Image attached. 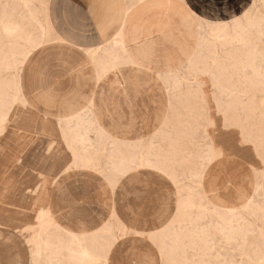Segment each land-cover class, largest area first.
<instances>
[{"label": "crops", "instance_id": "crops-1", "mask_svg": "<svg viewBox=\"0 0 264 264\" xmlns=\"http://www.w3.org/2000/svg\"><path fill=\"white\" fill-rule=\"evenodd\" d=\"M251 1L52 0L50 24L58 38L33 48L24 60L19 98L0 131V165L23 167L12 184L8 176L7 197L34 199L30 209H23V223L32 208L37 209L33 218L50 209L56 222L67 221L71 224L65 227L75 231L93 232L115 217V228L126 232L113 243L121 253L116 264H161L146 248L145 234L161 231L174 216L178 193L173 180L156 169L140 168L112 184L107 170L102 174L76 166L60 120L89 110L111 137L146 141L169 113L170 97L159 74L183 63L182 45L192 44L193 19H228ZM119 31L135 63L122 57L112 68V42ZM95 50L97 60L89 54ZM89 134L94 138L96 131ZM224 139L216 141L228 157L214 158L206 167L202 191L207 199L237 206L242 195L252 193L257 173L242 177L235 137L228 144ZM47 197L49 206L44 205ZM14 213L8 209V225L17 226ZM15 243L13 230H0V264L4 257L6 264H21Z\"/></svg>", "mask_w": 264, "mask_h": 264}, {"label": "rangeland", "instance_id": "rangeland-1", "mask_svg": "<svg viewBox=\"0 0 264 264\" xmlns=\"http://www.w3.org/2000/svg\"><path fill=\"white\" fill-rule=\"evenodd\" d=\"M29 1L28 9L20 2H17V0H0V7H14L17 18H21L27 11L36 8L34 17L31 20L24 21L25 29L31 31L35 36H39L42 33L40 26L43 25L44 40L41 39L43 42L48 39L52 41L58 38L56 37L54 28L50 24L52 8L50 4L52 0ZM244 10L252 14L254 19L259 22V26L252 30L251 36L252 41H255V46L264 53V34L260 33L264 30V0H252L248 6L243 7L240 13H235L224 20H228L229 24H232L231 17L244 13ZM205 24L206 21L203 17L193 19L192 25L194 26V30L192 32V41L197 40V38V41H199L201 36L210 31L209 27ZM50 26L54 30L53 36L51 35L52 30ZM228 30L230 31L231 29L229 28ZM223 35L222 32H219V35L209 37L220 47L219 53H216L215 49L211 51L205 49L200 54L197 64H195V71H209L210 75L202 73L194 78L182 73L184 78H178L174 74V70L159 74L164 83H168L174 79L177 83L172 86L165 85L170 97L169 113L162 116L159 130L152 137L147 138L144 142V148L141 147L139 149L142 154H145L151 160L154 167L147 164L139 165L134 163V161L138 160L137 157H140L137 154L136 148L137 144L140 145L138 141L113 140L115 145L110 146H115V148L110 147V150H106L107 152L96 163L82 165L80 162H76L73 157L76 166L93 168L102 174H105V170H107V178L112 184L120 176L143 167L163 172L173 180L178 193L177 209L174 216L169 218L161 227V231L147 232L145 234L146 241H148L146 248L160 257L162 260L161 264H207L208 262L211 264H264V165L261 156L257 155L254 150L255 146L258 145V141L264 138V121L261 118L259 110L254 109L255 111H252L251 103L253 101L251 100V95L253 93L247 90L249 86L243 82V77L248 80L252 78V69L248 67L239 69L236 70L239 72L237 73L234 67L236 65H240L241 67L243 63L236 64L231 58H226L230 57L231 52L229 54L225 49L231 50L235 48L236 50L239 47L238 50L247 52L250 47L243 46L240 43H235L234 45L226 43L222 50L221 46L226 40L225 37L223 38ZM1 41L5 42V45L11 44L8 42V39H2ZM12 43L13 45L23 47L21 40L20 42L16 41ZM112 48L121 51L120 43L117 45L114 43ZM187 48H189V44L182 45V50H187ZM181 54L184 61L178 67H182L184 72L186 70L183 66L188 65L189 62L185 59L187 54L185 53L184 55L183 52ZM123 57L127 62L135 63L129 53L124 54ZM218 59L221 61L217 65L216 61ZM259 62L264 66V61L259 60ZM18 67L7 70L1 69L0 74L11 78L16 70H19L20 73L22 64ZM208 67L211 69H207ZM222 73L226 77L216 76ZM168 74H171V76ZM224 79V85L228 87L240 81L238 88L241 91L237 94L235 93L234 96L232 94L229 95V91L221 93L217 83L223 82ZM201 80L205 81V84ZM212 80L215 83L214 85ZM256 95L260 97L261 93L257 92ZM228 134L231 136L229 140H227L228 137H225ZM232 136L235 137L234 147H239L240 150V159L236 156L235 163H238L241 168L242 177L248 178L251 176V173H257L255 175L257 181L250 194L253 199V208L251 212L246 213L254 225V231L250 232L247 243L240 241L237 244H230L225 235L217 230H214L217 233L214 242L204 238V240L200 241L197 239L195 243L192 230L199 229V227L206 225L209 221L212 222V228H215L217 226L216 221L211 216L220 212L213 209V204L209 199L203 193H200V189L202 191L203 173L214 158L228 157L225 154L226 151H223L225 148L219 149L222 146L217 143V137L221 141L222 138H225V143L228 144L229 141L232 143ZM237 137L240 139V142L237 140ZM245 137L250 138L245 140ZM107 140L108 142L102 141L99 145L103 147L106 144H110L112 137L110 136ZM262 145L263 149L261 151L264 152V141ZM212 147L215 148L217 155L211 160L209 158ZM236 150L238 152V149ZM113 153L114 157L110 159L109 155ZM128 154L131 156V159L129 157L125 158ZM119 161H129L126 163L128 167L127 172H120V163L115 167L118 168L117 171L111 168L113 167L112 162ZM17 168L14 170L12 166L0 165V180H3L0 183V230L7 232L13 230L16 235L15 248L18 252V257H20L21 264H49L50 260L53 259H60L59 262L61 264H79L78 258L81 255L85 256L84 252L77 251L74 245L71 244V242L78 239L69 238L67 234H64V230H66V228H63L65 227L64 224L71 223L67 221L64 223L60 220L59 224L54 220V211L52 212L50 209L41 210L40 219H38L40 212L37 218H33L35 210H37L36 208H32V212H30V215L28 214L30 217L28 218L27 216L25 224L23 223V209H30V206H33L34 199L28 197L24 199L7 197L8 176L11 179L10 184H12L13 176H16L17 173H23L22 166ZM256 187L257 190H254ZM45 201L44 205L49 206L48 197ZM34 206L36 205L34 204ZM8 209H15L14 215L17 226L7 224ZM60 212L61 214L63 213L62 210ZM113 218L107 221V226L102 223L100 228L93 231L94 233L99 232L101 237L100 242L105 243L106 250L108 246H111V248L105 254L107 256L106 261L101 259L92 264H116L120 260V249L119 247L114 249L112 244L117 241L119 235L124 236L126 232L115 228L116 219L115 217ZM189 221L191 222L190 224ZM220 223L223 224L222 221ZM105 226L109 227L110 230L109 228L106 231L102 230ZM57 234H60V237L56 236ZM176 235H179V240L176 239ZM53 241L55 243L51 244ZM3 254L4 250H1L0 255L2 256ZM231 260L233 263L230 262ZM3 264H6L5 257ZM81 264H85V262Z\"/></svg>", "mask_w": 264, "mask_h": 264}, {"label": "bare ground", "instance_id": "bare-ground-1", "mask_svg": "<svg viewBox=\"0 0 264 264\" xmlns=\"http://www.w3.org/2000/svg\"><path fill=\"white\" fill-rule=\"evenodd\" d=\"M17 2H20L22 5L25 6V8L28 9V4L30 2L29 0H17ZM35 9L36 8H32L31 10L27 11V13L23 14L21 18H17L14 7H10V8L6 6L0 7V72L1 69L2 70L15 69L19 65L23 64L29 52L43 42L44 40L43 25L40 26L42 33L39 36H35L31 31H27L24 27V21L31 20L34 17ZM205 17H203L204 20L206 21L205 25L209 27L210 31H208L207 34L201 36L199 41H197L198 38L197 40L192 41V44L191 45L189 44V48H187L188 51L187 50L181 51L183 52L184 55L185 53L187 54L185 59L186 61L189 62V64L183 66V68H185L186 71L183 72L182 67H178L176 70H174L175 72L174 74L178 76V78H184L182 76V73L193 76L194 78L202 73L206 75L207 74L210 75L211 73L209 71H199V72L195 71L194 70L196 67L195 64H197L200 54L203 51H205V49L208 51L215 49L216 53H219L220 47H218L215 41L209 39L210 36L219 35V32H222L224 34L223 38L224 37L226 38L225 42L221 46L222 50L224 49L223 47H225L226 43L229 45L240 43L243 46L246 47L249 46L250 48L247 52H245L244 50L243 51L238 50L239 47L236 48V50L235 48L231 50L225 49V51L226 52L228 51L229 54L231 52L230 57H226V58H231L232 60H234L236 64L243 63L241 67L240 65H236L234 67L235 72L237 73L239 72L236 70L239 69H243L247 67L252 69L253 72L252 78L248 80L247 78L243 77L244 80L243 82L248 84L249 87L247 88V90L253 93L251 95L252 96L251 100L253 101V103H251L252 111L259 110L261 118L264 121V66L259 62V60L264 61V53H262L260 49L255 46V41L254 42L252 41L253 39L251 36L252 30L255 27L259 26V22L256 19H254L252 14H249L248 11L245 10L244 13L231 17L230 20L232 21V24H229L228 20H223V19L210 20ZM229 28L231 29L230 31L228 30ZM260 33L264 34V30H262ZM2 39H8L9 40L8 42L11 44L5 45L4 44L5 42L1 41ZM20 40L23 43V47L18 45L17 46L13 45L12 42H16V41L20 42ZM114 43H116V45L120 43L121 51L123 53L128 54L121 31H119L117 33V37L113 39L112 45ZM111 51H112L111 57L113 59V65H112L113 68L117 65L115 63L120 62V59H122L123 55H119L116 49L114 50L112 48ZM98 52L99 50L89 51V54L91 55L92 58L97 60L100 57L98 55ZM108 52L110 53V51ZM123 60L126 59L123 57ZM220 61L221 60L218 59L216 61V64L218 65ZM207 69H211V68L208 67ZM19 75H20L19 70H16L11 78H8L0 74V131L6 125L9 108L19 98V94H20ZM168 75L171 76V74ZM216 76L217 77L220 76L222 78L226 77L224 73ZM174 80L165 83V85L172 86L173 84L177 83ZM201 81L203 82V84H205V81L203 80ZM237 82L239 83L240 81ZM212 83L213 85L215 84L213 80ZM224 83H225V79L223 80V82L217 83L218 89L221 93L225 91H229L230 93L229 95L232 94L234 96L235 93L237 94L239 93V91H241L240 88H238L239 87L238 83L231 85V87L225 86ZM257 92L261 93L260 97L256 95ZM60 123L64 131V137L68 142V145L71 149L75 161L78 163L80 162L82 165L98 162L100 160V157H102V155L105 152L110 150V147L112 145H115L114 141L118 140L115 139V137H112L110 144H106L103 147L99 145V143L102 141L108 142L107 138H110V136H108L103 129L98 127V123L96 119L92 117V112L89 110L85 111L84 113H79L72 117L61 119ZM91 131H96V135L94 136V138L91 137L89 134ZM249 138L250 137H245V140ZM263 141L264 138H261V140L258 141V145L255 146V150L264 158V152L261 151V149H263V145H262ZM144 142L145 141H143L141 138L138 139V143H140V145L137 144L136 148H137V154H139L140 157H137L138 160L134 161V163L139 165L147 164L148 166L154 167L151 160L145 154H142V152L139 151L141 147L144 148V144H145ZM111 148L114 149L115 146ZM216 155L217 152L215 148L212 147L210 149L209 159L212 160L214 157H216ZM109 156L110 159H112L114 157V153ZM126 157H129L131 159V156H129V154L125 156V158ZM122 158L125 159L124 157ZM127 162L129 161L112 162L113 167L111 168L112 169L114 168L113 170L117 171L118 168L115 167L120 163V167H119L120 172L125 173L127 172V168H128L126 166ZM254 190H257V187ZM200 193L201 194L203 193L201 189H200ZM209 201L213 204V209L220 211L219 213L217 212L216 214H214V216H211L212 218L215 219L217 226L215 228H212V222L209 221L206 223V225H202L201 227H199V229L192 230V234L194 235V242L196 243L197 239L198 241L204 240V238L214 242L217 236V233L214 230H217L225 235V237L227 238L230 244H237L240 241H242L243 243H247L250 232L254 231L253 228L254 225L246 214L252 211L253 208L252 196L242 195L240 197L241 203L238 206H232V205L226 206L222 204L219 200H217L216 202L209 199ZM40 215L41 212L39 214L38 219H40ZM219 220H221L223 224H221L220 223L221 221ZM190 223L191 222L189 221V224ZM106 226L102 230L106 231V229L109 228ZM63 228H66V230H64V234H67L69 238L78 239L77 241L71 242V244L74 245V248L77 251L84 252L85 256L81 255L79 256L80 258H78L79 264L83 262H85V264L86 263L92 264L94 262L100 261L101 259L105 261L107 260V256L105 254L110 250L111 246H108L106 250L105 243L100 242L101 237L99 232L94 233L85 230L75 232L72 229H67L68 227H63ZM56 236L60 237V234H57ZM175 237L177 240H179L180 238L179 235H176ZM53 240L56 241L55 238H53ZM55 241H53L51 244H54ZM121 252L124 253V251ZM59 260L60 259L50 260L49 264H61ZM230 262L233 263L232 260ZM207 264H211V263L208 262Z\"/></svg>", "mask_w": 264, "mask_h": 264}]
</instances>
